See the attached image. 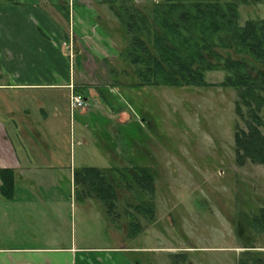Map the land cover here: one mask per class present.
Wrapping results in <instances>:
<instances>
[{
  "label": "rangeland",
  "instance_id": "obj_1",
  "mask_svg": "<svg viewBox=\"0 0 264 264\" xmlns=\"http://www.w3.org/2000/svg\"><path fill=\"white\" fill-rule=\"evenodd\" d=\"M132 2L150 18L151 25L153 10L165 4V0ZM95 4L97 23L102 24L106 36L74 42L73 52H79L81 58L79 72L70 39L62 46L67 60H72L71 74L77 80L73 88L33 90L32 98H17L20 91L11 93L0 87V123L6 129L8 124L15 125L11 115L6 114L9 107L13 109L9 105L13 99L12 104L19 110L30 111L29 123L37 127L41 123L47 134L27 142L21 135H10L17 160L21 143L20 150L30 162V177L57 178L58 195L67 200L62 209L73 211V235L77 240L95 247L115 246L119 243L115 238L119 237L126 246L137 248L124 254L127 264L129 261L132 264H237L247 252L264 256V229L251 223L252 214L260 215V209L264 208V166L249 159L243 164L236 162L235 125L247 131V119L236 113V103L240 101L237 91L230 86H218L232 75V70L221 67L223 58L245 61L253 76L264 72V65L245 50L235 46L224 49L220 45L214 50L219 59L215 56L211 59L215 67L204 73L208 86H143L137 66L126 59L130 36L107 5L101 0ZM44 12L45 26H41L40 32L33 30L40 40L30 39L28 43L23 40L15 52L26 57L22 62L17 57L9 60L13 48L3 43L6 38L0 31V52L5 51L4 55L0 54V86L12 83L20 68L25 71L27 67L39 75L44 67L50 71L63 62L58 53L60 47L49 46L46 40L52 36L50 29L57 26L56 20L49 10ZM238 13L241 27L247 21L264 22V0L240 3ZM197 38L198 34L192 32L189 40L196 42ZM144 41L155 53L146 37ZM174 42H180L179 38ZM13 65L17 67L11 69ZM71 92L85 98V109L71 111ZM37 105H43L47 114L44 123ZM240 106L242 115L246 116L245 106L242 103ZM260 117L257 126L264 135L263 112ZM142 118L150 122V127L145 122L141 125ZM36 147L45 155L49 166L38 169L36 165L42 162L31 160ZM52 156L55 162L59 159L60 162L51 164ZM140 167L150 168L153 194L125 184L114 173L111 178L116 200L107 216L94 193H87L81 180L75 186L70 184V172L72 175L83 168L137 171ZM47 193L49 198L57 194L54 190ZM147 202L152 206V215L137 210L141 203ZM134 221L140 228L130 237L129 225ZM251 244L256 248L245 249V245Z\"/></svg>",
  "mask_w": 264,
  "mask_h": 264
},
{
  "label": "crops",
  "instance_id": "obj_2",
  "mask_svg": "<svg viewBox=\"0 0 264 264\" xmlns=\"http://www.w3.org/2000/svg\"><path fill=\"white\" fill-rule=\"evenodd\" d=\"M2 1L0 2V31L5 34L6 39L3 43L9 45V49L13 48L10 61L17 57L18 61L22 62L26 58L20 53L15 55L22 42L28 43L30 39L33 42L40 40L33 34V30L36 28L40 32L41 26H45L44 11L48 10L54 16L57 26L50 29L53 37L47 39L44 35L41 37L49 41V46L60 47L58 53L64 60L54 65L50 71L44 67L43 74L39 75H35L31 69L27 70V67L24 68L25 71L20 68V74H15L12 83L0 87L11 90V93L12 90L20 91L21 93L16 94L19 95L17 98H32L33 92L37 90L68 89L74 83L76 84L77 80L71 74L72 60H67L68 57L65 56L62 46L70 39L72 54L77 61V70L82 65L78 64L81 59L79 52H73L75 43L81 40L95 41L106 36L101 27L102 24L97 23L96 0H14L11 6H8L10 2L1 4L5 2ZM18 5L21 6L18 7ZM65 14H68V19L64 17ZM79 47L82 48V45L79 44ZM0 54L4 55L5 51L1 50ZM9 54L8 50L6 55L9 56ZM15 67L17 65L10 68ZM12 103L13 99L9 102V105H13V109L9 107L6 114L11 115V122L15 125L8 124L6 129L0 123V170L13 172V183L7 188L6 194L0 191V234L2 236L0 237V264H127L124 254L135 252L137 248L126 246L119 237H114L119 242L115 246L95 247L94 244L88 245L85 241L77 240V237L73 235V211L70 212L67 208L62 209L66 205L64 204L66 198L58 195L60 190L57 178L52 175L30 177L28 175L30 162L28 163L23 150H20L21 143L17 160L14 145L9 139L10 135H21L25 137L24 142H27L34 137L39 140L42 135L47 134L43 131L44 127L41 123H38L40 127L29 123L28 109H21V111ZM37 106L44 123L47 121L45 109L43 105ZM45 149L47 150V147ZM34 159L42 162L41 165H36L38 169L49 166L45 155L37 147L31 157V160ZM51 159V164L60 162V159L55 162L53 156ZM58 165L62 167L61 164ZM74 172L72 175L70 172L69 179L70 184L73 183L75 186ZM1 185L0 179V187ZM49 187L52 188L49 189ZM49 190H54L57 194L49 198L47 193ZM129 264L132 263L129 261Z\"/></svg>",
  "mask_w": 264,
  "mask_h": 264
},
{
  "label": "trees",
  "instance_id": "obj_3",
  "mask_svg": "<svg viewBox=\"0 0 264 264\" xmlns=\"http://www.w3.org/2000/svg\"><path fill=\"white\" fill-rule=\"evenodd\" d=\"M246 1L165 0V4L161 3L151 14L155 27L150 24V18L132 4V0H101V3L108 6L130 36L126 59L137 66V73L144 81L142 85L174 88L181 85L208 86L204 81V73L215 67L211 59L214 56L219 59L214 50L220 45L224 49L235 46L245 50L256 62L264 65V22L247 21L243 27L238 23V7ZM65 17L68 19V14ZM192 32L198 34V41L189 40ZM220 33L223 35L220 36ZM145 37L153 45L155 53L149 49ZM175 38H179L180 42H174ZM221 62L224 63L221 67L232 70V75L218 86H230L237 91L240 101L236 103V113L240 118L247 119V131L235 125L236 162L243 164L245 159H249L252 163L264 166V135L257 126L262 119L260 113L264 114V72L253 76L245 61L223 58ZM241 103L247 110L246 116L242 115ZM133 172L135 175H132ZM114 173L125 184L134 185L142 193L153 194L154 178L150 168L140 167L137 171L127 168L102 171L83 168L75 171L74 181L81 180L86 185L87 193H94L106 216L111 214L115 206L116 189L111 178ZM0 179V191L6 194L7 188L13 183V172L0 170ZM149 203H141L137 210L152 215ZM252 218V226L259 225L264 229V208L260 209V215L252 214ZM139 228L136 221L132 222L129 225L130 237L135 236ZM245 246V249L256 248L252 244ZM237 264H264V256L247 252Z\"/></svg>",
  "mask_w": 264,
  "mask_h": 264
},
{
  "label": "built area",
  "instance_id": "obj_4",
  "mask_svg": "<svg viewBox=\"0 0 264 264\" xmlns=\"http://www.w3.org/2000/svg\"><path fill=\"white\" fill-rule=\"evenodd\" d=\"M70 87L73 88L72 85ZM86 106V100L83 98V96L75 94L73 92L70 93V109L72 112H75L80 109H85Z\"/></svg>",
  "mask_w": 264,
  "mask_h": 264
},
{
  "label": "flooded vegetation",
  "instance_id": "obj_5",
  "mask_svg": "<svg viewBox=\"0 0 264 264\" xmlns=\"http://www.w3.org/2000/svg\"><path fill=\"white\" fill-rule=\"evenodd\" d=\"M144 122H145V120L142 118V119L140 120L141 125H143ZM145 123L147 124L148 127H150V125H151L150 122L147 121V122H145Z\"/></svg>",
  "mask_w": 264,
  "mask_h": 264
}]
</instances>
